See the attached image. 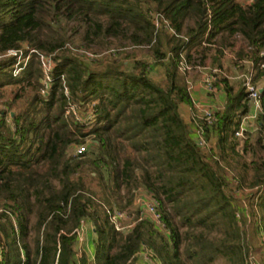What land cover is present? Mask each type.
<instances>
[{
    "label": "trees",
    "instance_id": "obj_1",
    "mask_svg": "<svg viewBox=\"0 0 264 264\" xmlns=\"http://www.w3.org/2000/svg\"><path fill=\"white\" fill-rule=\"evenodd\" d=\"M74 33L106 59L81 60ZM111 39L120 45L109 47ZM237 41L236 56L264 59V0H0V264H136L140 252L155 264H250L235 192L252 169L249 215L264 248V159L241 162L236 150L234 132L249 111L243 81L216 75L224 103L212 124L191 128L179 110L191 105L181 55L193 64V52L214 49L221 69ZM122 43L147 48L152 60ZM29 48L53 54L48 88L35 54L13 75L17 57L4 54L22 49L25 57ZM155 65L164 67L161 80L150 74ZM263 72L255 68L254 81ZM6 85L18 86L9 98ZM261 97L264 106V87ZM90 106L87 126L76 113ZM256 123L244 132V151H264L263 115ZM142 192L154 195L163 227L134 207ZM113 207L129 229L110 222ZM83 220L92 224V258L77 256Z\"/></svg>",
    "mask_w": 264,
    "mask_h": 264
},
{
    "label": "built area",
    "instance_id": "obj_2",
    "mask_svg": "<svg viewBox=\"0 0 264 264\" xmlns=\"http://www.w3.org/2000/svg\"><path fill=\"white\" fill-rule=\"evenodd\" d=\"M252 2V0H251ZM159 15L155 16L154 24L156 28H159L161 26ZM166 28L171 32L175 33L172 28H170L167 24V21L164 20ZM211 46H214L213 44ZM78 56L83 60L84 62L91 64L95 59H103L101 57V53H94L92 51L83 50L80 51L79 49L76 50ZM264 53V50L261 51V54ZM35 54L37 55V58L40 63V67L43 73L42 83L44 84V88H48L52 81V72L55 66V61L53 58V54H45L42 52H39L38 50L34 48H29L28 53L25 57H23V50L22 49H12L9 50L5 56H16L17 62L14 64L12 71L13 75H18L22 68L25 66V64H20L21 61H24V63L27 61L30 55ZM106 54V53H105ZM100 55V56H99ZM181 61L179 62V71L185 76L186 80V89L191 99V105L190 110L192 111V114L194 116L195 122H198V120L205 121L207 124H212L216 118H215V108L199 104L195 98L193 97V87L194 84L192 81H189L187 79L186 74L192 69V64H189L185 58L181 55ZM148 61H151L152 58L150 57L147 59ZM239 62L246 63L243 64L246 66V70L240 73V78L243 81V86L245 90V98L248 101L249 104V111L241 117L239 124L237 125L235 129V136L238 138H245L244 132L247 130H250L252 132H256L259 129V125L256 123L258 116L263 115L264 117V106L262 103V97H261V91L262 88L259 87V85L254 81V73L255 68H258L260 70H264V59L259 60L258 62H255L253 58L250 57H243L242 59H237ZM104 63V62H103ZM205 72L203 73L201 77V82L204 86V88L208 92H215L217 90V87L214 85V82L216 80V75L219 73H223V70L218 68L217 66H208L205 68ZM94 102L91 104L93 105ZM76 113L75 111H73ZM76 118L83 123H85L87 126L91 125V123L94 121V113H93V107L90 106L87 114L85 116H81L80 114L76 113ZM196 124V123H195ZM195 127V126H194ZM197 141L200 146H206V140L202 134V132L197 131ZM88 142V141H87ZM86 143L82 144H73L70 146V154L72 156H76L79 154H82L85 152L88 148ZM241 191H246L245 187H241L236 190L235 194L239 197L241 194ZM142 195L141 202L139 203V208L141 209L140 215L141 217H150L152 221L156 223L158 227H163V225L159 221V216L156 213V207H157V201L152 193H145ZM241 208L242 211H247V205L244 204L243 200H241ZM107 213L109 216L110 222L114 224V227L117 230H125L129 229L133 223L128 224H122V222L127 219V215L125 212L120 211L119 209L113 207V208H107ZM239 214L237 213V216ZM83 222V221H82ZM82 225V224H81ZM81 229V227H80ZM80 229L78 231V234H80Z\"/></svg>",
    "mask_w": 264,
    "mask_h": 264
},
{
    "label": "rangeland",
    "instance_id": "obj_3",
    "mask_svg": "<svg viewBox=\"0 0 264 264\" xmlns=\"http://www.w3.org/2000/svg\"><path fill=\"white\" fill-rule=\"evenodd\" d=\"M240 3H249L250 0H237ZM72 42H71V46L73 47H77L80 51L83 50H88L90 51L88 48H86V46H84L83 44L80 43L79 41V37L76 33L72 34ZM117 45H120L116 40L111 39V43L109 47H115ZM122 45L126 46V51L128 52H132L134 53L136 56H138L139 58L144 57V59H149L150 56L146 55V52L148 51L147 48H131L130 46H128L127 43H122ZM77 49V50H78ZM201 49V48H200ZM199 49V50H200ZM209 50H206V52H208ZM107 51L101 50V57L103 59H106V53ZM100 56V55H99ZM105 56V57H104ZM1 58V56H0ZM192 59H194V63L195 65L198 64H206L208 61V58L205 57L204 51H196L193 52V57ZM239 71V70H238ZM198 73V69L194 68L191 69L187 74V79L189 81H192V77L193 76H197ZM151 75L156 78V80H161L164 78V69L161 66H156L153 67L151 69ZM194 78V77H193ZM186 82V80H185ZM18 86L16 85H6L4 86V91L6 93V98L11 97L15 90H17ZM5 100V99H4ZM1 108H5V106L1 105ZM239 144L236 147V150L239 151L240 154V161H244V162H250L251 160H263L264 159V151H256L254 153V151L249 148L247 151H244L242 149V144H243V140L244 138H239ZM254 138H251V142H253ZM71 152V151H70ZM253 171L252 169H248L246 172V176L245 179L247 182H249V180H251ZM247 182L245 185H243L246 188V191L242 192L240 194V198L241 200H243L244 204L247 205V211H246V216H247V221H246V225H245V230L247 232L246 234V242L247 244L250 246V255H249V261L250 264H264V258L262 257L264 254V248H262V245L260 243V239H259V235L257 236L256 233H254V229H253V225H252V220L250 218L249 215V202L250 200L248 199L249 194L251 192V194H253V190L254 189H250L248 188ZM144 193H139L134 201V207H139V203L141 202V198L143 197ZM242 201H240L241 204ZM239 204V205H240ZM240 208H243L242 206H240ZM128 220L129 218L125 219L122 224L127 223L128 224ZM127 230V229H125ZM92 239H93V234H92V224L89 220H83L82 225H81V229H80V234H79V241L76 245V250H77V256L79 257V255L81 254V251L86 252L87 256L89 258H92L93 256V252H94V248L92 245ZM1 247L0 246V253H1ZM136 264H155V262L153 260H151L150 256L148 255V253L145 252H140L138 254V259L136 261Z\"/></svg>",
    "mask_w": 264,
    "mask_h": 264
},
{
    "label": "crops",
    "instance_id": "obj_4",
    "mask_svg": "<svg viewBox=\"0 0 264 264\" xmlns=\"http://www.w3.org/2000/svg\"><path fill=\"white\" fill-rule=\"evenodd\" d=\"M249 3H251V0L249 1ZM240 45H241V41H237L235 46L232 49L225 50L224 57L222 58V61H221V69L223 70L225 75L228 77V79L232 82H238L240 80L242 81V79L240 78V73L246 70V66L243 65L246 63H242L237 60V59H242L245 56L238 57L235 54ZM213 57H214V49L210 48L209 51L207 52L208 61L206 64H198V65L192 64L193 66L192 69L197 68L198 73H199L197 76H193L194 78L192 77V82L194 84L193 97L199 104L208 105L215 109H221L224 103V97H223L222 91L220 89H217L214 93L208 92L204 88L201 82V77L206 70L205 68L208 66H216V64H212ZM232 60H236V63H233ZM156 66L163 67L162 65H155L153 67H156ZM239 66L241 67L239 68ZM164 73H165V70H164ZM150 74H151V71H150ZM152 78L154 77L152 76ZM255 82L259 85L260 88L264 87V72L258 79L255 80ZM179 110L185 122L191 128H194L195 119L192 114V111L190 110V104H180Z\"/></svg>",
    "mask_w": 264,
    "mask_h": 264
}]
</instances>
